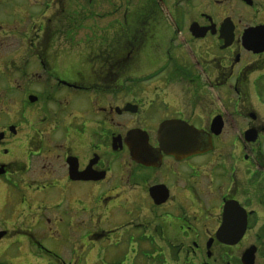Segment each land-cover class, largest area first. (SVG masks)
<instances>
[{"label": "flooded vegetation", "instance_id": "1", "mask_svg": "<svg viewBox=\"0 0 264 264\" xmlns=\"http://www.w3.org/2000/svg\"><path fill=\"white\" fill-rule=\"evenodd\" d=\"M88 20L136 37L79 62ZM46 233L70 264H264V0H0V245L64 264Z\"/></svg>", "mask_w": 264, "mask_h": 264}, {"label": "rangeland", "instance_id": "2", "mask_svg": "<svg viewBox=\"0 0 264 264\" xmlns=\"http://www.w3.org/2000/svg\"><path fill=\"white\" fill-rule=\"evenodd\" d=\"M82 24L85 27L83 26V28H79V36L81 37L86 35L87 37H85V41L83 42L85 48H80L79 62H82V59L95 57L93 56V54H91L90 49L85 45L87 44V42H89V37L108 35L113 36L114 41H119L121 38L123 39V41H130L131 39L136 37V28L133 26V24H126L125 26L123 25L120 31L115 32L110 30L107 33L100 32L104 27L103 22H98V27H95L94 30L95 32L86 31L87 26L91 25V21L88 20L87 22H83ZM160 24L164 26L163 22H160ZM108 26H110V24ZM119 36L121 38H119ZM98 50L99 49H97V51ZM89 63H91V61ZM70 236L71 235H64L63 233H61L60 235L54 233H46L37 238L39 244H41L45 250L55 256L61 257V260L64 262V264H70V254L73 253V247H70L69 245V241H72ZM7 243L9 245H0V264H26L25 260H27L28 258L30 262H32V264H37L36 260L39 261L40 264H54L53 261H56V258L48 255L46 256V254H42L43 256H39L38 258L33 257L31 254H29L25 259L26 254H22V252L24 251L22 249L24 248L20 249V247H18V237H15L14 240H11ZM33 249L34 253L37 254V252L39 251L38 248L33 247ZM76 249V257H78V259L76 261L74 260L73 264H132L131 257L135 251V247H108L106 245V242H103L102 247H76ZM128 260L129 262H127ZM135 263L146 264L142 261H136Z\"/></svg>", "mask_w": 264, "mask_h": 264}, {"label": "water", "instance_id": "3", "mask_svg": "<svg viewBox=\"0 0 264 264\" xmlns=\"http://www.w3.org/2000/svg\"><path fill=\"white\" fill-rule=\"evenodd\" d=\"M249 32L246 34L248 36ZM244 45L246 48H249L251 50H257L255 49L257 46L262 45V42H252V41H247L244 40ZM186 133L191 135V138H186V155H193L197 150L199 149L198 146V134L196 131L192 130L188 126H186ZM253 252L248 251L247 254L242 258V263L243 264H252L253 257H252Z\"/></svg>", "mask_w": 264, "mask_h": 264}]
</instances>
